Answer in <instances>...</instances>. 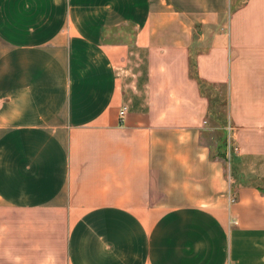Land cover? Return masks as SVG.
<instances>
[{
  "label": "crops",
  "instance_id": "obj_1",
  "mask_svg": "<svg viewBox=\"0 0 264 264\" xmlns=\"http://www.w3.org/2000/svg\"><path fill=\"white\" fill-rule=\"evenodd\" d=\"M0 264H264V0H0Z\"/></svg>",
  "mask_w": 264,
  "mask_h": 264
},
{
  "label": "rangeland",
  "instance_id": "obj_2",
  "mask_svg": "<svg viewBox=\"0 0 264 264\" xmlns=\"http://www.w3.org/2000/svg\"><path fill=\"white\" fill-rule=\"evenodd\" d=\"M213 95L215 100H213L211 105V110L213 111V122L211 124L212 129L206 137V142L211 145L212 156L221 160L224 166L227 168L226 174L228 173L227 176L230 177V183L233 185V180L236 177V174H233V172L236 173V168L234 165L235 153L233 147H229L228 144L229 130L224 111L225 96L222 92L218 94L214 93ZM229 163L230 165H227Z\"/></svg>",
  "mask_w": 264,
  "mask_h": 264
},
{
  "label": "built area",
  "instance_id": "obj_3",
  "mask_svg": "<svg viewBox=\"0 0 264 264\" xmlns=\"http://www.w3.org/2000/svg\"><path fill=\"white\" fill-rule=\"evenodd\" d=\"M126 110H127L126 106H123V107L120 109V111H119V116L122 117V116L125 114ZM233 150H235V149H233ZM229 202H230L231 204L235 202V198H234V196L232 195V193H230Z\"/></svg>",
  "mask_w": 264,
  "mask_h": 264
},
{
  "label": "trees",
  "instance_id": "obj_4",
  "mask_svg": "<svg viewBox=\"0 0 264 264\" xmlns=\"http://www.w3.org/2000/svg\"><path fill=\"white\" fill-rule=\"evenodd\" d=\"M233 174L235 175L236 173L233 172ZM234 175H233V176H234ZM234 177H235V176H234Z\"/></svg>",
  "mask_w": 264,
  "mask_h": 264
}]
</instances>
